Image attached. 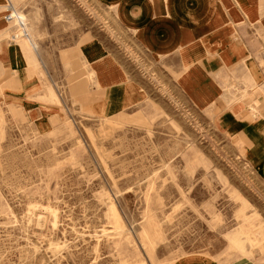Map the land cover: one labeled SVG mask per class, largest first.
I'll return each instance as SVG.
<instances>
[{"label":"rangeland","instance_id":"374dc122","mask_svg":"<svg viewBox=\"0 0 264 264\" xmlns=\"http://www.w3.org/2000/svg\"><path fill=\"white\" fill-rule=\"evenodd\" d=\"M12 2L31 33L44 30L38 46L98 27L132 43L92 0ZM143 62L157 93L122 121L71 111L42 135L0 109V264H170L219 251L264 264V239L241 251L227 237L241 227V209L264 227V181L242 143Z\"/></svg>","mask_w":264,"mask_h":264},{"label":"crops","instance_id":"0c3cea01","mask_svg":"<svg viewBox=\"0 0 264 264\" xmlns=\"http://www.w3.org/2000/svg\"><path fill=\"white\" fill-rule=\"evenodd\" d=\"M92 1L111 11L132 43L98 27L73 42L38 46L35 37L44 30L31 33L27 15L18 10L29 32L24 36L15 24L13 32L5 18L9 0H0V109L42 135L53 133L71 111L122 121L121 114L157 93L146 58L173 93L242 143L264 181V0ZM240 213L241 227L227 237L232 249L245 251L246 242L264 239V227L244 209ZM170 264L252 263L219 251L186 254Z\"/></svg>","mask_w":264,"mask_h":264},{"label":"built area","instance_id":"2783aa9c","mask_svg":"<svg viewBox=\"0 0 264 264\" xmlns=\"http://www.w3.org/2000/svg\"><path fill=\"white\" fill-rule=\"evenodd\" d=\"M16 7L13 4L12 0H9L8 3V13L5 18L9 23L20 24L21 26H25L23 20L16 14ZM16 24V25H17ZM26 27V26H25ZM26 34H28V30L26 29Z\"/></svg>","mask_w":264,"mask_h":264},{"label":"bare ground","instance_id":"6f19581e","mask_svg":"<svg viewBox=\"0 0 264 264\" xmlns=\"http://www.w3.org/2000/svg\"><path fill=\"white\" fill-rule=\"evenodd\" d=\"M16 14L23 20V22H24V24H25V26H26V22H25V19L21 16V14L20 13H18V12H16ZM17 24V23H16ZM15 24V25H16ZM19 29H21V31L23 32V35L24 36H28V34H26V27L25 26H21L20 24H17L16 25Z\"/></svg>","mask_w":264,"mask_h":264}]
</instances>
